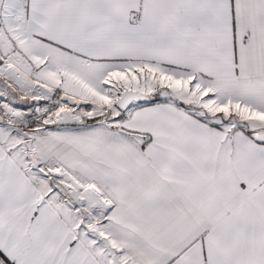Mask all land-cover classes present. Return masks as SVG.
Returning <instances> with one entry per match:
<instances>
[{"label":"snow or ice","instance_id":"1","mask_svg":"<svg viewBox=\"0 0 264 264\" xmlns=\"http://www.w3.org/2000/svg\"><path fill=\"white\" fill-rule=\"evenodd\" d=\"M0 264H264V0H0Z\"/></svg>","mask_w":264,"mask_h":264}]
</instances>
